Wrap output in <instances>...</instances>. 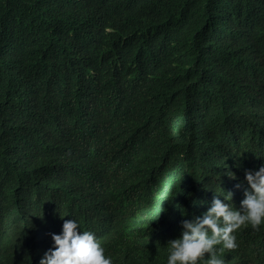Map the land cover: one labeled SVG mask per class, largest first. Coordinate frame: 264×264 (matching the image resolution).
Instances as JSON below:
<instances>
[{"label":"trees","instance_id":"trees-1","mask_svg":"<svg viewBox=\"0 0 264 264\" xmlns=\"http://www.w3.org/2000/svg\"><path fill=\"white\" fill-rule=\"evenodd\" d=\"M261 167L264 0H0V264L73 219L113 264H167ZM234 235L225 264H264V224Z\"/></svg>","mask_w":264,"mask_h":264},{"label":"clouds","instance_id":"clouds-1","mask_svg":"<svg viewBox=\"0 0 264 264\" xmlns=\"http://www.w3.org/2000/svg\"><path fill=\"white\" fill-rule=\"evenodd\" d=\"M245 175L250 189L245 191L240 209L214 198L202 217L183 220L181 238L168 242L167 264H198L206 256L209 257L206 264H225L218 251L222 254L238 248L234 233L249 225L259 231L264 224V167L255 173L247 171ZM225 200L231 201L232 193H227ZM79 229L74 219L65 220L62 234H52L54 250L46 252L40 264H113L111 258H106L105 249L95 234L81 233Z\"/></svg>","mask_w":264,"mask_h":264}]
</instances>
